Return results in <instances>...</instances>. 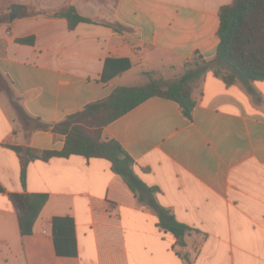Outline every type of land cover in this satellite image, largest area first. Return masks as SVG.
<instances>
[{"label":"crops","instance_id":"obj_1","mask_svg":"<svg viewBox=\"0 0 264 264\" xmlns=\"http://www.w3.org/2000/svg\"><path fill=\"white\" fill-rule=\"evenodd\" d=\"M85 1L69 5L93 22L73 29L65 18L15 19L12 10L0 23V72L25 111L45 123L62 121L117 86L149 82H124L137 71L149 78L183 68L196 53L212 59L220 8L232 0H115L111 10ZM2 3L62 7L51 0ZM102 13L108 20L93 17ZM30 36L33 44L17 42ZM249 84L255 93L209 70L195 87L192 118L176 101L153 96L102 128V139L118 141L139 177L159 189L160 203L191 227L183 244L107 158H37L23 185L14 147L60 151L66 135L26 127L1 91L0 264H264V79ZM10 194L29 196L26 234Z\"/></svg>","mask_w":264,"mask_h":264},{"label":"trees","instance_id":"obj_2","mask_svg":"<svg viewBox=\"0 0 264 264\" xmlns=\"http://www.w3.org/2000/svg\"><path fill=\"white\" fill-rule=\"evenodd\" d=\"M10 9L16 14L15 19L35 17L42 14L65 18L68 27L73 29L80 22H93L82 14L74 5L63 6L51 12L33 10L24 4H11ZM220 39L216 55L205 59L196 53L192 58L195 62H185L183 73L175 79L165 77L154 78L145 84L117 86L112 94L104 99L88 103L81 110L68 115L56 124L43 122L31 117L15 97L11 82L0 72V92L9 94L19 118L26 127L36 129H52L54 132L66 135L64 148L60 151H40L31 147L15 146L14 149L22 157V184L26 182V168L31 160L52 156H70L79 154L85 157H103L112 162V169L121 175L139 201L152 207L160 218V224L167 231L184 243L185 235L191 227L179 222L172 209L160 203L157 197L159 189L145 183L133 168L134 160L116 140L102 139V128L127 113L144 100L160 96L179 103L183 113L192 118L197 105L194 90L202 77L212 70L222 77L227 84L242 81L248 84V89L255 93L249 83L264 79V0H232L223 5L219 11ZM0 16V23L8 22ZM119 29L118 26H114ZM17 42L33 44L34 36L18 38ZM148 74L152 75V72ZM162 76V75H161ZM104 78V76H103ZM3 188L0 186V190ZM19 212L22 232L29 230L32 224L29 216V196L27 194H10ZM31 219V220H29Z\"/></svg>","mask_w":264,"mask_h":264},{"label":"rangeland","instance_id":"obj_3","mask_svg":"<svg viewBox=\"0 0 264 264\" xmlns=\"http://www.w3.org/2000/svg\"><path fill=\"white\" fill-rule=\"evenodd\" d=\"M89 1H91V0H89ZM89 1H85L84 2L85 5ZM94 2L96 4H100V5H103L104 4V5H106V7L109 4V9L111 10V8H110L111 6L110 5H113L114 2H115V0H95ZM51 3L53 5H62V7H63V6L69 5V0H51ZM30 7L33 10H39L40 12H51L52 11V10H49V11L40 10V9H38L35 6H30ZM0 9H2L0 11V16L3 19H5V20H10L11 19V9H10V7L9 8L6 7V4L2 3V0H0ZM87 12H89V13H95L96 14V8H95V6H93V7L87 6ZM104 14H106V15H103V13H102L99 16L93 15V17H97V19H99V20H102L103 19L104 21H106V20H108L109 15L107 13H104ZM189 61L190 62H193V63L195 62L193 59H191ZM160 73H162L163 75L167 76L168 79H175V78L179 77L183 73V68L180 69L179 67L176 66V67H173V68L167 69V70L166 69H163V70H160V71L159 70L158 71H154L152 75L148 74L149 75V78H148V76L146 77L145 75H142L141 72L137 71V73H136L137 74V77L135 79L136 81L135 80L133 81V80L127 79V80H124V82H127V83L130 82V84H135V82H137V83H144V82L150 81L151 80V77H154V78L163 77V76L160 75Z\"/></svg>","mask_w":264,"mask_h":264}]
</instances>
